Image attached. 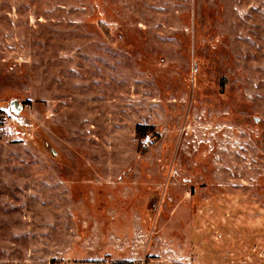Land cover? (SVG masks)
I'll use <instances>...</instances> for the list:
<instances>
[{
  "label": "rangeland",
  "instance_id": "rangeland-1",
  "mask_svg": "<svg viewBox=\"0 0 264 264\" xmlns=\"http://www.w3.org/2000/svg\"><path fill=\"white\" fill-rule=\"evenodd\" d=\"M0 110V264H264V0H0Z\"/></svg>",
  "mask_w": 264,
  "mask_h": 264
},
{
  "label": "water",
  "instance_id": "water-1",
  "mask_svg": "<svg viewBox=\"0 0 264 264\" xmlns=\"http://www.w3.org/2000/svg\"><path fill=\"white\" fill-rule=\"evenodd\" d=\"M7 109L11 117L20 119L23 111V103L18 101L17 99L10 100L7 105Z\"/></svg>",
  "mask_w": 264,
  "mask_h": 264
},
{
  "label": "built area",
  "instance_id": "built-area-1",
  "mask_svg": "<svg viewBox=\"0 0 264 264\" xmlns=\"http://www.w3.org/2000/svg\"><path fill=\"white\" fill-rule=\"evenodd\" d=\"M141 143L144 148H150L153 145V143H155L154 134L151 131L146 132L141 138ZM143 264H154V263L144 262Z\"/></svg>",
  "mask_w": 264,
  "mask_h": 264
},
{
  "label": "trees",
  "instance_id": "trees-1",
  "mask_svg": "<svg viewBox=\"0 0 264 264\" xmlns=\"http://www.w3.org/2000/svg\"><path fill=\"white\" fill-rule=\"evenodd\" d=\"M1 113H4V110H0ZM148 131H154V126H148V125H142L139 124L136 128V134H137V138H141L146 132Z\"/></svg>",
  "mask_w": 264,
  "mask_h": 264
},
{
  "label": "crops",
  "instance_id": "crops-1",
  "mask_svg": "<svg viewBox=\"0 0 264 264\" xmlns=\"http://www.w3.org/2000/svg\"><path fill=\"white\" fill-rule=\"evenodd\" d=\"M117 134H119V133H118L117 131H115V133H114L115 137H117V136H116Z\"/></svg>",
  "mask_w": 264,
  "mask_h": 264
}]
</instances>
